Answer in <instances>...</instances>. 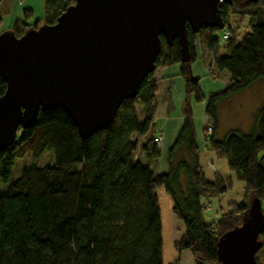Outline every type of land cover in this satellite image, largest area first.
Wrapping results in <instances>:
<instances>
[{
    "label": "trees",
    "instance_id": "16d2710c",
    "mask_svg": "<svg viewBox=\"0 0 264 264\" xmlns=\"http://www.w3.org/2000/svg\"><path fill=\"white\" fill-rule=\"evenodd\" d=\"M73 2L45 0L43 21L55 22ZM219 6L225 24L232 15L248 16V30L239 36L233 31L226 40L216 34L222 29L209 26L197 33L188 27V35L190 61L197 58L198 40L201 62L226 84L222 91L206 98L198 80L187 78L188 62L182 60L178 40L168 44L161 35L156 66L180 64L186 79L184 120L168 150L166 172L160 168L161 148L149 134L157 110L155 71L135 97L122 102L112 124L89 137L80 134L63 108L40 110L33 126L19 127L12 145L0 150V264H164L160 188L184 224L177 250L189 249L196 264H220L221 235L248 218L255 199L264 211V104L248 131L236 127L216 136L220 104L264 81V0ZM39 23L25 19L14 30L20 35ZM6 88L0 77V96ZM191 95L206 103L205 147L225 158L245 183L243 200L228 203L211 223L204 221L210 207L203 200L220 197L233 183L218 174L213 180L205 176ZM257 260L261 264L258 255Z\"/></svg>",
    "mask_w": 264,
    "mask_h": 264
},
{
    "label": "water",
    "instance_id": "95a60500",
    "mask_svg": "<svg viewBox=\"0 0 264 264\" xmlns=\"http://www.w3.org/2000/svg\"><path fill=\"white\" fill-rule=\"evenodd\" d=\"M232 2V0H225ZM256 1V0H252ZM220 0H74L53 23L42 21L17 35L0 32V150L19 127L33 126L40 110L63 108L80 134L89 137L114 121L125 99L137 95L155 71L161 35L177 39L190 62L188 27L222 29ZM259 199L248 218L221 235L220 264H259L264 245Z\"/></svg>",
    "mask_w": 264,
    "mask_h": 264
},
{
    "label": "crops",
    "instance_id": "0c3cea01",
    "mask_svg": "<svg viewBox=\"0 0 264 264\" xmlns=\"http://www.w3.org/2000/svg\"><path fill=\"white\" fill-rule=\"evenodd\" d=\"M44 4H45V0H36V3L33 2V0H1L0 2V17H1L0 32L7 30V29H14V27L21 24V22L25 19L29 24H34L37 21L42 22L45 16ZM35 7L39 8V11H41V13L39 12L38 15L35 14ZM25 10L28 13L27 16L25 14ZM35 15L37 16V18H35ZM198 63L199 62L197 61L196 64L198 65ZM200 70H202L203 75L206 78H209V80L214 84L215 80L217 79L214 78L213 76L209 77V75L207 74V71H205L204 68ZM157 75L159 76L158 78V76L155 75L159 81V88L156 94L157 110L153 118V123H152L149 134H152L153 137H156L158 135L161 136L160 168L162 172H166L168 169V164H167L168 150L170 149L176 136L178 135L179 130L184 120L183 105H184V99H185V95H184L185 94L184 92L185 78L181 75L179 64H173L169 66H160L158 67ZM223 86H224L223 89H225L226 85L224 84L218 85V87H223ZM205 105H206L205 101L197 102L195 99L193 100V103H191V106L193 108V113H194L197 142L199 146L201 147L200 148L201 165L203 167V170H204V173L207 179L213 180L214 177L218 174L219 176H222L223 178H227V177L230 178L233 183L232 189H230L227 193L222 195V197L220 196L218 198L211 199V200H218V208H220L221 206H223V204H225L222 201L227 198H229L228 201H232V200L237 201V202L241 201L243 193L245 192V183L236 177V173L228 167L227 160L225 158L218 157L217 153L214 150H211L205 147L203 127L208 122L207 116L205 114ZM230 113L231 115L235 114L233 111H231ZM220 116H222V113H220ZM222 118L224 119L223 121L226 122V126L228 128L238 127L243 130L244 129L247 130L250 127V126L244 125V123L242 122H239V120H237L236 118L228 119V120L224 116H222ZM228 128L226 129L224 136L228 132V130L231 129V128L229 129ZM147 136L148 135L144 137V140L147 138ZM216 136L221 138L219 136V125L216 130ZM160 189L165 190L164 188H160ZM165 192L166 191H164V193ZM159 195H160V191L158 193V196ZM210 201L208 200V202ZM159 202H160V199H159ZM170 203L171 201L167 200V205L165 207L168 210V221H169L168 224L170 227H168V225L165 222V218L163 216V210L160 204L162 224H163L164 264H172L174 260H170V259L173 256L175 257L176 255H177L176 264H196L195 256L189 249H184L180 251V253L177 252V248L176 250L173 249L172 245L181 238L184 232V224L180 219L176 218V216L174 215L172 211L173 205H171ZM172 204H173V201H172ZM168 229H170V232H168L169 235L167 234ZM166 243L167 245L165 247ZM168 254L171 256L170 259L166 258V255L168 257Z\"/></svg>",
    "mask_w": 264,
    "mask_h": 264
},
{
    "label": "rangeland",
    "instance_id": "374dc122",
    "mask_svg": "<svg viewBox=\"0 0 264 264\" xmlns=\"http://www.w3.org/2000/svg\"><path fill=\"white\" fill-rule=\"evenodd\" d=\"M33 2L36 3V0H33ZM39 12L41 13V11H39V8L35 7V14L38 15ZM36 15H35V18H37ZM230 20L233 21V28H234L233 33L237 34L238 36H239V34H243L248 30V28H247L248 27V20H249L248 16L244 17V15H240V17H238L237 15H235V16L232 15V16H230ZM216 34L220 37L222 35V32L219 31ZM199 47H200L199 42L197 40V42H196L197 58L195 61H190L186 64L187 78L197 79L200 88L202 89L204 95L207 98L209 93L217 92V91H220L224 88V86L218 87L219 84L220 85H222V84L226 85V84L224 82L219 81V80H215V82H214L215 86H214V84L209 80V78H206L203 75L202 70H200L202 68H204L205 71H207V74L209 75V77H212L209 70L201 62ZM197 61L200 63V64L198 63L199 66L196 64ZM199 67H200V69H199ZM180 70H181V65H180ZM157 73H158V67L155 69V75L156 76L159 75V74L157 75ZM158 78H159V76H158ZM184 81H185L184 92H186V79ZM158 88H159V81H158ZM193 100H194V95H191L190 102L193 103ZM262 104H264V81L256 82V83L252 84L249 88H247L245 91H243L239 94L233 95L228 100L222 102L220 104V108H219L220 110H219V115H218L219 116V136L222 138L224 136L226 129L228 128L226 126V122L223 121L224 119L222 118V116H224L227 120L236 118L237 120H239V122L244 123V125L251 126L253 123V120H254V113L257 110V108ZM229 111L230 112L233 111L235 114L231 115V113ZM183 112H184V105H183ZM137 113H138L139 118L142 119L143 114H142V107L141 106H137ZM220 113H222V116H220ZM229 128H231V127H229ZM244 130H246V129H244ZM248 130L249 129H247L246 131H248ZM159 191H160L159 199L161 202L160 204H161V207L163 210V216L165 218V222L167 224L168 210L165 207L167 205V200L168 201L170 200L171 201L170 204L173 205L172 199L170 198V195L168 193H166V192L164 193L165 190L159 189L158 193H159ZM244 196H245V192L243 193L241 201L243 200ZM221 197H222V195H221ZM228 199L229 198L222 201L225 204H223V206H221L220 208H218V200H211L210 202H208V201H206V199H204L203 200L204 203L210 207L209 210L206 209L203 213L204 221L207 223H211L213 221L218 220L221 217V212L227 209L228 203L236 202L233 200L228 201ZM172 246H173V249L176 250V243H174ZM177 252L180 253V251H178V250H177ZM257 255H258V258H259L261 264H264V245L258 251ZM173 257L171 258V256L169 254H168V257L166 255L167 259L171 258L170 260H174L173 263H175L177 260V257L176 258L174 257L175 259Z\"/></svg>",
    "mask_w": 264,
    "mask_h": 264
},
{
    "label": "built area",
    "instance_id": "2783aa9c",
    "mask_svg": "<svg viewBox=\"0 0 264 264\" xmlns=\"http://www.w3.org/2000/svg\"><path fill=\"white\" fill-rule=\"evenodd\" d=\"M225 2V0H220V3ZM233 21L230 20L229 23L225 24V26L222 28V40H226L230 37L231 33L233 32ZM209 133L212 131L211 126H208ZM154 143L158 146V148H161V136L158 135L153 138ZM208 209V207H207Z\"/></svg>",
    "mask_w": 264,
    "mask_h": 264
},
{
    "label": "bare ground",
    "instance_id": "6f19581e",
    "mask_svg": "<svg viewBox=\"0 0 264 264\" xmlns=\"http://www.w3.org/2000/svg\"><path fill=\"white\" fill-rule=\"evenodd\" d=\"M166 209H167V208H166ZM168 223H169V221H167V225H168V227H170ZM167 225H166V226H167ZM168 232H170V229L167 230V234L169 235ZM166 245H167V243L165 244V247H166Z\"/></svg>",
    "mask_w": 264,
    "mask_h": 264
}]
</instances>
